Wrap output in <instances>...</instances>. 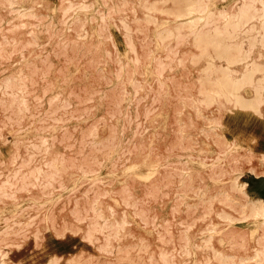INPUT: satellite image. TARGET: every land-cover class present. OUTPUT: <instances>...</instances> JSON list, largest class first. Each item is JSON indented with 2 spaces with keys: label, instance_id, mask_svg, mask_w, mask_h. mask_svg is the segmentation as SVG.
I'll list each match as a JSON object with an SVG mask.
<instances>
[{
  "label": "rangeland",
  "instance_id": "rangeland-1",
  "mask_svg": "<svg viewBox=\"0 0 264 264\" xmlns=\"http://www.w3.org/2000/svg\"><path fill=\"white\" fill-rule=\"evenodd\" d=\"M201 1L196 29L189 32L185 16L176 20L183 28L161 39L158 30L175 24L166 11L175 9L173 0H0L5 264L72 253L82 264H264L247 228L246 248L220 242L217 231L234 224L220 214L240 215L244 199L230 187L238 173L248 191L264 196V165L248 150L264 152V117L224 111L222 97L205 103L200 93L210 86L200 69L211 62L214 75L228 68L241 76L245 66L227 67L219 58L224 50L241 56L242 43L264 62V49L250 48L254 32L216 33L241 0ZM241 92L250 97L253 86ZM157 157L163 164L147 180V163ZM93 209L108 222L124 221L108 250L100 248L106 234L94 231L91 244L84 236ZM47 213L56 229L70 225L75 232L49 230Z\"/></svg>",
  "mask_w": 264,
  "mask_h": 264
},
{
  "label": "bare ground",
  "instance_id": "bare-ground-1",
  "mask_svg": "<svg viewBox=\"0 0 264 264\" xmlns=\"http://www.w3.org/2000/svg\"><path fill=\"white\" fill-rule=\"evenodd\" d=\"M173 2L175 4V9L166 10V11L169 14L173 15V20L175 21V24L164 27L162 26L158 30V35L160 36L161 39H168L176 31L183 28L184 27L183 24L180 25L178 22H176V20L183 18L185 16L186 19H188V27L186 28L189 30V32L196 29V25L198 23V20L196 19V14L201 11L199 7L204 6L202 5L201 0H173ZM161 10L165 11L163 8ZM240 28L241 31L245 30V31L254 32V34L251 35V40L249 41L250 48L259 46L264 49V0H241V8L237 13H235V18L229 23L228 26L218 29L216 33L217 34L225 33L229 29L237 30ZM222 53H223L222 55H219V58L220 59L222 58L223 62H225L227 67H229V65L240 62L245 67L241 72V76L239 78H235L231 74V70L228 68L222 71L221 75H214V69L212 70V68L215 64L213 62L201 68L200 77L210 81V86L204 87L203 85V87L200 89V93L204 95L203 102L211 103L216 101V98L222 97L225 101V104L223 105L222 108L224 111H230L235 108L240 110H251L254 111L256 114L260 115L261 117H264V110L261 108V105L264 104V62L261 61L258 62L257 60H255L251 55V49L245 51L242 47V43H241V56L228 57L227 50H224ZM257 74H259V78L255 80V76ZM247 85L253 86V95L250 97L244 96L241 92V90ZM225 140L227 147L232 145L233 142L230 143L226 139V136H225ZM248 150L253 152V154H256L259 157L260 162L264 165V152L256 151L251 147H249ZM200 162L201 164L206 163L203 160H201ZM162 164L163 161H161V158L159 157L155 159H150L147 163L148 170L144 175L145 179L147 180L153 179L158 174L159 166ZM135 166L136 163L131 162L130 167H135ZM188 170L189 168L187 167L183 169L185 174L190 173V171ZM250 170L254 171L253 167H250ZM224 173L226 172L225 171L222 172V174ZM230 187L233 191L237 192L241 196V198L244 199V201L240 203V206H242V208L239 211L240 215L238 217L231 216L230 214H220V217H222L225 221H227L228 223L234 222V224L230 225L227 229H224L223 231L222 228L217 229L220 235L219 241L220 242L233 241L232 243L233 245H236L241 248H246L247 240H245L244 238L243 230L247 228L250 231L249 234L251 238L254 239L255 256L261 258L264 256V196L259 193L256 194L248 191L246 187V182L245 180L240 179L239 173L231 180ZM132 204L134 205L138 204V197L135 198V196L133 195ZM93 210H95L94 211L95 219L92 222L91 227H89V229L85 232L84 236L91 244L94 242V236H93L94 231L98 230L106 234L100 248L102 250H108V248L112 246L111 238L118 237V231H120V229L124 225V221L123 220L119 221L117 219H114L112 222L111 221L108 222L107 221L108 216H106L100 209H93ZM109 211L110 213L113 214L115 210L110 207ZM74 213L77 220H81L82 217L84 216L81 215L80 208L76 209ZM100 218L103 221L101 223H100ZM44 220L47 222L46 227L49 230L54 229L56 231L55 234L57 235H64L68 231L75 232V230L70 225H64L63 228L56 229V227L53 224H49V220H50L49 213L44 215ZM144 220L148 221L145 218ZM245 222L248 224H246ZM249 224L251 225V227H249ZM233 238H235L236 240H234ZM190 241L191 240L189 237H185L183 239L185 249L188 252H190V244H191ZM204 245L206 246L211 245V236L205 239ZM19 246L20 245H17L16 249H18ZM216 255L220 257L222 261H226L229 258L228 254L222 252H218L216 253ZM8 257H9L8 251L4 250L2 246H0V264H5V260ZM61 259L64 262H68V264L83 263L81 254L72 253L68 256L65 255L56 256L55 254H51L48 260L39 264H57L59 263L58 261ZM7 264H15V263L10 262Z\"/></svg>",
  "mask_w": 264,
  "mask_h": 264
}]
</instances>
